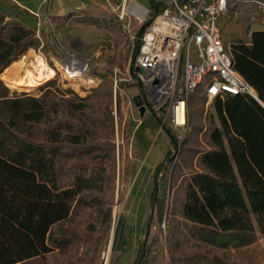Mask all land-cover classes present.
Returning a JSON list of instances; mask_svg holds the SVG:
<instances>
[{"label": "trees", "instance_id": "trees-1", "mask_svg": "<svg viewBox=\"0 0 264 264\" xmlns=\"http://www.w3.org/2000/svg\"><path fill=\"white\" fill-rule=\"evenodd\" d=\"M149 7L148 19L157 11L151 0ZM81 13L73 18L74 24L111 18L94 3H87ZM104 30L107 34L113 31ZM135 41L133 57L139 45ZM34 42V30L18 20L0 26V73ZM227 46L233 68L256 91V97L227 94L213 99L211 110L205 112V97L199 89L189 94L188 136L179 142L174 158L168 159L170 150L166 151L153 169L156 179L159 170L166 173L172 164L175 177L182 178L174 188L164 230L169 264H226L218 251L244 248L257 235L264 236V29L230 40ZM128 67L132 72V60ZM99 76V84L84 98L63 103H50L44 96H9L0 80V264H29L36 259L49 264L83 261L58 260L59 252L74 239L55 227L77 206L93 209L96 217L109 224L110 202L91 195H99L101 177L96 183L78 177L71 185H56V158L75 150L77 139L88 130L76 121L75 114L106 107L111 97L113 76L109 72ZM115 79L116 88L135 86ZM53 121L52 126L58 127L46 130V139L27 136L35 125L49 126ZM162 126L170 136V146H176L175 136ZM194 164L199 168L191 169ZM153 194L156 188L151 199ZM117 223L111 248L119 253L128 243L122 217ZM149 251L143 236L132 264H147ZM86 257L88 264H100L97 254L87 253Z\"/></svg>", "mask_w": 264, "mask_h": 264}, {"label": "rangeland", "instance_id": "rangeland-1", "mask_svg": "<svg viewBox=\"0 0 264 264\" xmlns=\"http://www.w3.org/2000/svg\"><path fill=\"white\" fill-rule=\"evenodd\" d=\"M136 1L149 7V0ZM87 3L102 6L110 15V20L74 24L73 18L82 14L81 9ZM0 11L4 12L0 14V26L5 27L18 20L32 28L35 37L34 44L0 73V80L7 86L9 96H44L50 103H63L66 99L75 102L84 98L99 84L100 74L109 72L111 77L115 74L129 84L133 82L128 66L133 59L136 41L126 38L122 25L107 10L104 0H0ZM32 12L46 14L45 24L37 26V19ZM68 15L70 16L65 17ZM255 20H249L244 5L235 14L228 13L220 23L225 43L243 36L246 38L250 31L264 28L260 17L256 16ZM106 28H112L113 31L107 34L104 30ZM68 53L84 63L83 72L91 79L90 82L67 76L61 64ZM38 57L53 70V75L48 80L33 85L29 78L37 74ZM24 81L25 88L15 84ZM122 88L128 96H139L136 86ZM116 96L115 99L113 96L109 97L106 107H93L75 114L76 121L80 125H86L88 130L77 139L78 142L73 146L76 147L75 150L63 152L56 158L57 186L71 185L78 177H87L91 183H96L98 177H101L104 182L99 195L96 192L91 195L110 202L109 224L102 221V217H96L93 209L82 206L74 208L64 221L57 224L56 229L74 239V242L59 252L61 255H57L62 263L78 258L83 259L78 264H88L86 256L90 253L94 256L97 254L100 264H132L139 242L146 236L150 263L163 264L158 250L165 236L173 191L182 178L181 175L175 177L171 163L166 173L162 169L158 171L157 180L153 169L162 162L166 151L170 150L168 159L174 158L173 153H177L179 144L170 146V136L155 114L146 108L139 116L132 104L127 105L125 99ZM211 107L210 104L206 108L204 106L205 112L210 111ZM52 123L55 121L49 126L35 125L27 136L34 140L46 139V130L58 127L52 126ZM167 123L169 122L166 121L163 125L168 128ZM189 129L187 123L182 139L188 136ZM106 142L113 143V146L109 147ZM198 168L194 164L191 169ZM154 188L156 194L151 199ZM121 217L125 222L123 234L128 246L118 253L112 250L111 245L115 227ZM218 252L223 254L222 259L226 264H264V236L257 235L247 247ZM49 263L36 259L29 264ZM166 263L169 264L168 254Z\"/></svg>", "mask_w": 264, "mask_h": 264}, {"label": "built area", "instance_id": "built-area-1", "mask_svg": "<svg viewBox=\"0 0 264 264\" xmlns=\"http://www.w3.org/2000/svg\"><path fill=\"white\" fill-rule=\"evenodd\" d=\"M104 1L107 10L122 25L126 38L139 41L132 59L133 83L140 87L138 97L144 109L155 114L160 122H169L176 145L187 130L189 94L197 88L205 97V108L213 99L231 93L256 97V91L232 66L220 23L242 5L247 8L249 20L256 21L257 16L264 22V0H151L157 11L150 19V7L136 0ZM32 14L37 26L45 24L46 14ZM143 24L146 25L137 36ZM115 77L121 80L113 75L112 98L119 95L127 105L132 104L137 109L133 96H128L123 88H116ZM173 154L175 156L176 152ZM166 250L163 237L158 250L163 264H167ZM147 264H151L149 259Z\"/></svg>", "mask_w": 264, "mask_h": 264}, {"label": "bare ground", "instance_id": "bare-ground-1", "mask_svg": "<svg viewBox=\"0 0 264 264\" xmlns=\"http://www.w3.org/2000/svg\"><path fill=\"white\" fill-rule=\"evenodd\" d=\"M68 54V57L66 56L67 58L63 60V63L61 64V67L63 68V70H65L67 76H69L70 78H82L90 82L91 79L87 77L83 72V68L85 66L84 63L74 58L72 54ZM36 69V76L33 75L29 78L30 82H32L33 85H38L41 82L48 80L53 75V70H51L50 68H48V66L45 65L41 57L37 58ZM25 83L26 81H24L23 83L15 82V84L24 86V88L26 87Z\"/></svg>", "mask_w": 264, "mask_h": 264}, {"label": "water", "instance_id": "water-1", "mask_svg": "<svg viewBox=\"0 0 264 264\" xmlns=\"http://www.w3.org/2000/svg\"><path fill=\"white\" fill-rule=\"evenodd\" d=\"M144 25H146V24H143L142 26L139 27L138 32H137V36H138V35L140 34V32L142 31ZM137 70H138V71H141L140 68H137ZM132 100H133L134 105H135V106L137 107V109H138L139 116H141V115L143 114V112H144L145 109H144V107L141 105V101H140L138 95H135V96L133 95Z\"/></svg>", "mask_w": 264, "mask_h": 264}, {"label": "crops", "instance_id": "crops-1", "mask_svg": "<svg viewBox=\"0 0 264 264\" xmlns=\"http://www.w3.org/2000/svg\"><path fill=\"white\" fill-rule=\"evenodd\" d=\"M260 29H264V28H260Z\"/></svg>", "mask_w": 264, "mask_h": 264}]
</instances>
